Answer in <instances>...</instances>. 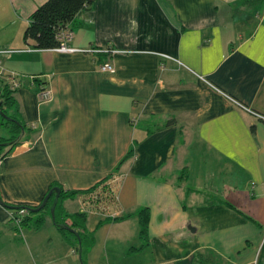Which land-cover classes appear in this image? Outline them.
Returning a JSON list of instances; mask_svg holds the SVG:
<instances>
[{
    "label": "crops",
    "instance_id": "obj_1",
    "mask_svg": "<svg viewBox=\"0 0 264 264\" xmlns=\"http://www.w3.org/2000/svg\"><path fill=\"white\" fill-rule=\"evenodd\" d=\"M46 1L0 0L1 68L19 76L12 114L26 131L0 160V200L36 206L54 187L76 193L61 203L71 216L114 175L118 200L110 217L85 216L82 244L50 213L19 232L0 204V264H264V120L252 114L264 117V4L93 0L66 28L83 52L61 53L23 40Z\"/></svg>",
    "mask_w": 264,
    "mask_h": 264
},
{
    "label": "trees",
    "instance_id": "obj_2",
    "mask_svg": "<svg viewBox=\"0 0 264 264\" xmlns=\"http://www.w3.org/2000/svg\"><path fill=\"white\" fill-rule=\"evenodd\" d=\"M92 2L93 0H47L45 3L40 5L30 16L29 23L23 34V40L25 42H33L34 49L36 50L46 51L56 49L60 45L59 35L62 32L67 31V25L71 23L79 13L86 9H89ZM263 4L264 0H242L240 3L242 7L251 9H259ZM106 55L109 56V53H106ZM1 73L0 117L1 125L7 130V136L0 137V160L9 155L13 151V149L20 144L21 139L26 133L24 124L15 116V114H12V111H16L14 91L19 87V76L15 73H10V75L6 76L4 75L3 70ZM5 77L8 83H3V79ZM12 77L18 83V87L13 88ZM35 78L39 80V77ZM41 88H44V86L42 85L40 87V90ZM131 154L132 150L123 157V159L119 162V165L122 164V162H124L126 159H128ZM181 179L183 180V177H181ZM92 189L88 191H91ZM53 190H56V188L51 187L45 194L42 202L36 206H12L2 203L1 200L0 204L11 211V222L14 223V220H20L18 225L14 224L15 230L19 232L23 230L24 227L33 225V216L43 215L44 213L51 214V210L53 209V222L55 226L64 235H74L77 243L82 244L84 223L86 218L85 215L76 213L71 216L62 217L60 210L62 200L74 196L76 193L64 192L63 190L59 189L57 203L54 205L56 195L55 192H53L46 201L45 205L41 209H39L45 198ZM20 210L27 211V214L19 215ZM128 217L129 216L114 218L113 221H123ZM137 218L140 228L139 234L143 240H147L150 219L149 210L147 208L141 209L137 214ZM42 223L43 218L41 217L37 218L36 222H34V225L40 226Z\"/></svg>",
    "mask_w": 264,
    "mask_h": 264
},
{
    "label": "built area",
    "instance_id": "obj_3",
    "mask_svg": "<svg viewBox=\"0 0 264 264\" xmlns=\"http://www.w3.org/2000/svg\"><path fill=\"white\" fill-rule=\"evenodd\" d=\"M72 38V33L69 31H64L59 35V40H60V45L56 48L57 52H61V53H75V52H83L74 48H71L68 46V42L70 41V39ZM85 52H90V53H96V52H100L97 50H88ZM104 53H109V55H113L115 53H117V51L114 50H104L101 51ZM10 53L9 51H0V56L2 54H7ZM99 70L103 73H109V74H113L115 72L114 67L112 66L111 63L107 62L104 63L102 65L99 66ZM2 68H1V61H0V75L2 74ZM12 86L13 88L18 87V83L16 82V80L12 77ZM215 90V87H213ZM38 99L40 102H47L50 101L51 99V95L50 92L44 88H41V90L39 91V93L37 94ZM226 98H228L229 100H231L232 102H234L235 104H237L238 106H240L241 108L249 111L248 109H246L245 107H243L241 104L237 103L236 101H234L232 98L224 95ZM250 112V111H249ZM253 115L259 117L260 119L264 120V117H261L255 113H252ZM119 177L118 176H111L110 178H108L107 180H105L103 183L96 185L95 187H93V189L91 191H88L87 193H85L84 197L82 198V200L80 201V213L84 214L85 216L87 215H99L101 217H110V213H109V206L111 204H114L117 202L118 200V195L116 192V183L118 182ZM27 211L25 210H20L19 211V215H26ZM20 222V220H14V224L18 225ZM74 253V252H73Z\"/></svg>",
    "mask_w": 264,
    "mask_h": 264
},
{
    "label": "water",
    "instance_id": "obj_4",
    "mask_svg": "<svg viewBox=\"0 0 264 264\" xmlns=\"http://www.w3.org/2000/svg\"><path fill=\"white\" fill-rule=\"evenodd\" d=\"M53 192H56V196H55V200H54V205L57 203L58 196H59V189H56V190L51 191V192L49 193V195L45 198V200L43 201V203H42V205L40 206L39 209H41V208L45 205L46 201L48 200V198L51 196V194H52ZM53 211H54V210L52 209V210H51V215H52V217H53Z\"/></svg>",
    "mask_w": 264,
    "mask_h": 264
},
{
    "label": "rangeland",
    "instance_id": "obj_5",
    "mask_svg": "<svg viewBox=\"0 0 264 264\" xmlns=\"http://www.w3.org/2000/svg\"><path fill=\"white\" fill-rule=\"evenodd\" d=\"M11 113V112H10ZM2 125H1V117H0V137H5V133H4V131H3V129H2ZM77 254H76V256H74V258H76L77 259Z\"/></svg>",
    "mask_w": 264,
    "mask_h": 264
}]
</instances>
